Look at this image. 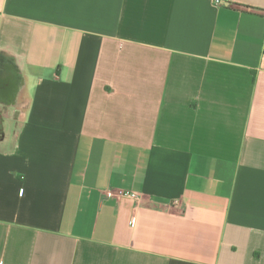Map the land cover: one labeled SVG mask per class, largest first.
<instances>
[{
    "label": "crops",
    "instance_id": "1",
    "mask_svg": "<svg viewBox=\"0 0 264 264\" xmlns=\"http://www.w3.org/2000/svg\"><path fill=\"white\" fill-rule=\"evenodd\" d=\"M2 70L0 264H264V0H0Z\"/></svg>",
    "mask_w": 264,
    "mask_h": 264
},
{
    "label": "built area",
    "instance_id": "2",
    "mask_svg": "<svg viewBox=\"0 0 264 264\" xmlns=\"http://www.w3.org/2000/svg\"><path fill=\"white\" fill-rule=\"evenodd\" d=\"M229 2V0H214V3L215 5L219 6L220 4L222 3H227ZM107 197L109 198H121V197H126V198H130V199H137L138 198V195L137 193L135 192H128V191H122L118 194H114V193H111V192H108L106 194Z\"/></svg>",
    "mask_w": 264,
    "mask_h": 264
},
{
    "label": "flooded vegetation",
    "instance_id": "3",
    "mask_svg": "<svg viewBox=\"0 0 264 264\" xmlns=\"http://www.w3.org/2000/svg\"><path fill=\"white\" fill-rule=\"evenodd\" d=\"M5 72H6V71H3V70L0 71V82H1L0 84H3L4 81H7V78H6V76H5V75H6Z\"/></svg>",
    "mask_w": 264,
    "mask_h": 264
}]
</instances>
